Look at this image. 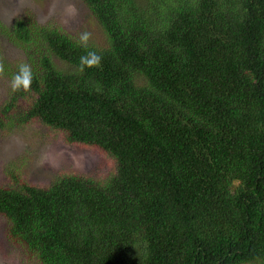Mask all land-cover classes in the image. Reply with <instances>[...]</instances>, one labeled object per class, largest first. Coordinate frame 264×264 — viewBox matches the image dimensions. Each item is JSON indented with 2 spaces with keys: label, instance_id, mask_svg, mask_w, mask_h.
I'll return each instance as SVG.
<instances>
[{
  "label": "trees",
  "instance_id": "trees-1",
  "mask_svg": "<svg viewBox=\"0 0 264 264\" xmlns=\"http://www.w3.org/2000/svg\"><path fill=\"white\" fill-rule=\"evenodd\" d=\"M81 1L104 42L38 27L31 89L9 87L0 126L39 123L112 169L8 171L6 240L35 264H264V0ZM88 51L100 65L80 72Z\"/></svg>",
  "mask_w": 264,
  "mask_h": 264
},
{
  "label": "rangeland",
  "instance_id": "rangeland-1",
  "mask_svg": "<svg viewBox=\"0 0 264 264\" xmlns=\"http://www.w3.org/2000/svg\"><path fill=\"white\" fill-rule=\"evenodd\" d=\"M16 18L36 25L26 45L8 35ZM42 26L54 27L78 39L87 31L91 33L89 41L95 44L105 40L104 33L81 0H0V61L5 66L4 74L0 75V102L8 95L6 71L12 64L23 62L35 66L38 63L41 46L36 31ZM49 57L56 65H61L51 54ZM111 169V162L98 149L66 143L58 132L39 123H3L0 126V184L8 181L6 174L11 170L21 173L29 183L46 185L61 172L102 177ZM0 264H35L22 256L19 247L6 240L1 217Z\"/></svg>",
  "mask_w": 264,
  "mask_h": 264
},
{
  "label": "clouds",
  "instance_id": "clouds-1",
  "mask_svg": "<svg viewBox=\"0 0 264 264\" xmlns=\"http://www.w3.org/2000/svg\"><path fill=\"white\" fill-rule=\"evenodd\" d=\"M91 38V33L85 31L80 37L79 41L82 47L87 48L88 41ZM101 62V56L96 54L93 51H88L86 55H83L79 58V68L80 72L84 71L85 67L91 68L94 66H99ZM5 72V66L2 61H0V75H3ZM33 72L27 63H20L18 65V71L11 76L9 81V87L12 92H18L23 90L25 92L31 89L33 82Z\"/></svg>",
  "mask_w": 264,
  "mask_h": 264
}]
</instances>
